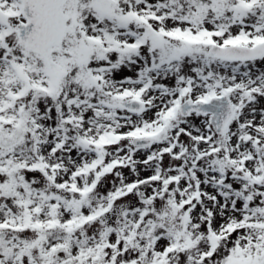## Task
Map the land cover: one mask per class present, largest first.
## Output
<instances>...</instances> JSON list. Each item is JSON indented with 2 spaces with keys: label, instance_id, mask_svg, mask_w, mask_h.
I'll return each instance as SVG.
<instances>
[{
  "label": "snow or ice",
  "instance_id": "obj_1",
  "mask_svg": "<svg viewBox=\"0 0 264 264\" xmlns=\"http://www.w3.org/2000/svg\"><path fill=\"white\" fill-rule=\"evenodd\" d=\"M0 264H264V0H0Z\"/></svg>",
  "mask_w": 264,
  "mask_h": 264
}]
</instances>
